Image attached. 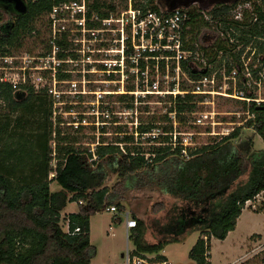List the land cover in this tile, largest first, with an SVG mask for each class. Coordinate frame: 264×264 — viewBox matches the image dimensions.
Segmentation results:
<instances>
[{
  "label": "trees",
  "instance_id": "trees-1",
  "mask_svg": "<svg viewBox=\"0 0 264 264\" xmlns=\"http://www.w3.org/2000/svg\"><path fill=\"white\" fill-rule=\"evenodd\" d=\"M65 1L70 0H25L27 9L20 14L11 6L5 10L0 4L10 15L4 20L0 13V55L12 54L11 48L22 46L26 35H38L34 21L46 17L52 6ZM121 1V10L130 1L133 9L143 13H167L156 0ZM229 5L215 4L211 12L214 16L221 15ZM121 10L113 0H88V15L100 19ZM188 13L189 31L199 30L201 22L195 23L193 11ZM250 32L264 33V26L253 25ZM57 44L64 49L68 46L65 40ZM164 53L172 55L173 51ZM58 56L67 54L59 52ZM180 64L190 79L201 73L188 61ZM160 66L163 70L164 64ZM66 76L59 74L60 78ZM179 86L188 92L175 95L168 112H175L177 122H185L184 113L194 110L199 96L190 92L191 85L187 82L182 80ZM172 87L174 81L170 82ZM167 97L172 99V95ZM250 112H254L255 120H247L246 124L253 123L254 131L264 142V104L251 105ZM163 117L169 125L162 127V132L172 131V120L167 115ZM154 123L139 124L136 132L159 128ZM53 133L52 100L45 91L35 92L28 85L14 90L0 81V264H89L96 255V248L90 243V217L110 206L125 211L127 193L143 188L176 198L183 204L173 206L167 222L157 225L159 239L154 243L145 240V221L133 209L131 217L136 226L127 234L133 246L131 256L144 258L146 254H154L160 261H166L160 254L166 245L180 241L187 232L197 231L199 236L188 254L191 264H210V239H225L234 230L245 203L264 192V149L255 150L251 138L233 142L238 128L219 141L212 140L189 150L187 155H182L179 147L172 149L170 145L159 144L145 157L137 147L121 150L118 145L103 142L91 153L88 148H75L60 139L55 149L57 165L52 169L49 163L53 152L48 143ZM160 136L156 142H168L169 136ZM115 142L132 143L133 136L120 137ZM110 173L115 180L108 185ZM246 173V181L231 190ZM52 181L59 185L58 190H50ZM68 202L77 203V211L65 216L67 230H63L60 212ZM164 207L159 202L153 211L159 212Z\"/></svg>",
  "mask_w": 264,
  "mask_h": 264
},
{
  "label": "built area",
  "instance_id": "built-area-1",
  "mask_svg": "<svg viewBox=\"0 0 264 264\" xmlns=\"http://www.w3.org/2000/svg\"><path fill=\"white\" fill-rule=\"evenodd\" d=\"M218 3L221 2L207 4L205 1H194L188 6H178L160 14L133 9L128 1L126 9L104 19L88 15V0L56 4L46 14L48 50L36 56L28 53L0 55V81L10 84L14 90L28 85L35 92L45 91L55 105L61 102V95L81 92L77 89L80 83L85 89L87 73L119 74L122 86L129 74L133 75L135 89L126 90L136 97H145L150 93L183 96L188 92L179 86V77L183 75L191 85L190 92L199 96L194 102V110L190 112L189 124L205 127V130L198 133L178 130L179 122L173 112L172 131L162 132L154 128L140 135L152 140L159 135H167L168 142L159 144L170 145L172 149L179 147L181 154L187 155L197 146L193 141L194 135L220 136L221 139L233 131V126L217 129L223 121L216 119L219 112L215 110V97L241 101L247 110V120L252 121L255 114L250 112V106L264 104V33L250 32L253 25L264 26V0L225 2L230 4L228 9L214 16L211 8ZM189 10L195 13V23L201 22L199 30L189 31L186 23ZM110 32L113 36H103ZM61 40L66 41V49L57 44ZM97 43L101 45L97 46ZM166 50L173 51V54H165ZM59 52L67 56L59 57ZM149 60L157 61L154 65L156 75L159 72L158 60L165 61L162 70L166 79L164 82L169 83L167 78L171 72L174 87L161 89L159 80H149ZM169 61L174 64L172 69ZM181 61H188L195 71L201 72L200 75L190 79L181 68ZM66 64L74 67L65 68ZM69 73L78 74L82 79L69 80ZM59 74L68 76L60 78ZM108 80L103 82L115 81ZM57 84H67L69 90L57 89ZM225 124L234 125V122L227 121ZM250 127L253 128V123ZM105 210L114 212L116 209L110 206ZM123 216L128 234L129 229L136 226V221L128 211H123ZM122 255L123 261L115 264L144 263L142 257L131 256L130 250ZM160 263L167 264L166 261Z\"/></svg>",
  "mask_w": 264,
  "mask_h": 264
},
{
  "label": "rangeland",
  "instance_id": "rangeland-1",
  "mask_svg": "<svg viewBox=\"0 0 264 264\" xmlns=\"http://www.w3.org/2000/svg\"><path fill=\"white\" fill-rule=\"evenodd\" d=\"M156 2L163 9H167L168 2L166 0H156ZM113 3L118 10L122 9L123 2L121 0H113ZM2 11L0 8L3 19H9L10 15ZM118 14L115 13L114 16ZM34 25L39 34L32 33L31 35H26L22 46L11 48L12 53L16 55L28 53L36 56L48 50L46 43L48 35L46 17L36 19ZM113 26L115 27L114 24ZM103 36L109 38L113 34L110 32ZM96 45L100 46L101 44L97 43ZM155 63H157L156 60L148 61L149 80L157 79L159 80L161 89H167L170 87V82L172 81V73L170 72L167 78L169 83L164 82L166 79L164 73L162 74L160 64L165 63V61L158 60V75H156L154 70ZM169 65H172V61H169ZM64 67L71 69L74 66L66 64ZM97 67L100 66L97 64ZM68 79L81 80L82 76L69 73ZM108 79H114L115 81L107 82L108 84L103 82L110 81ZM85 80V89L82 88L81 83L77 88L81 92L77 94H63L61 95L60 103L52 104L54 133L48 143L53 152L49 163L50 167L54 169L55 165H57L58 159L56 158L55 149L60 139L68 141L75 148H88L91 153L102 142L118 145L121 150H126V147L130 149L131 147H137L145 153V157H148V151L160 143L155 140H160L162 136L159 135L153 140L148 137L146 138L136 132L137 126L139 124L146 125L155 122L154 124L162 131V127L169 125L164 121L163 116L167 115L168 119L173 120V113L168 112V109L173 105L172 100L175 95L150 93L146 94L145 97H136L134 94H129L126 89H129V87L130 89H135L134 76L130 74L124 80L123 86L120 83L119 74L108 76L99 72L87 73ZM182 80L187 82L183 75L179 77V81L181 82ZM57 89L63 91L69 90V85L57 84ZM123 95H127L128 97H121ZM168 95H172V99L167 97ZM130 104H132V107H130ZM215 110L219 112L216 119L223 121V124L217 126V129L222 127L230 129L232 126L233 130L239 129V134L233 139V142L251 138L255 150L264 149L262 137L254 131V128L246 124L248 114L246 113L245 105L241 101L221 96L215 97ZM184 114L186 121L177 124L178 130L193 133L205 130V127L189 124L192 117L191 113ZM224 121H232L234 125L228 124L226 126V122ZM131 135L133 136L132 143L115 142L120 137ZM212 140L219 141L220 136H193V141L197 143V146L209 143ZM92 158H96V156L93 155ZM246 179L247 173L242 175L232 185L231 190L243 184ZM114 180L115 175L110 173L106 184L111 185ZM49 187L51 191L59 189V185L55 181H52ZM159 202H163L165 207L163 210L155 213L153 207ZM125 203V211H128L130 216H132V210L137 209L139 216L144 219L146 224L144 237L149 243H154L159 239L156 227L158 224L167 222L172 214L173 206H182L183 204L182 201L176 198L160 195L156 191L147 188L129 191ZM260 209L262 210L258 211ZM75 210H77V203L68 202L60 212V225L63 230H67V221L64 216ZM124 225L125 218L123 211H119L118 209L114 212L104 210L90 217V243L96 248V255L91 259L90 264H115L123 261L121 254L126 250L131 251L133 247L132 243L128 240L127 230ZM198 236L199 233L197 231L187 232L180 241L166 245L160 254L165 257L167 264L168 262L170 264H191L192 261L188 254ZM143 259V264H161L160 259L154 254H146ZM208 261L210 264H264V192H261L253 200L245 203L234 230L230 231L225 239H210Z\"/></svg>",
  "mask_w": 264,
  "mask_h": 264
},
{
  "label": "water",
  "instance_id": "water-1",
  "mask_svg": "<svg viewBox=\"0 0 264 264\" xmlns=\"http://www.w3.org/2000/svg\"><path fill=\"white\" fill-rule=\"evenodd\" d=\"M167 9L172 10L178 6H188L190 3L194 1H205L207 4H212L215 2H229L230 0H166ZM0 3L11 5L12 9L16 13H24L27 9L25 0H0ZM123 255L121 254V257Z\"/></svg>",
  "mask_w": 264,
  "mask_h": 264
},
{
  "label": "flooded vegetation",
  "instance_id": "flooded-vegetation-1",
  "mask_svg": "<svg viewBox=\"0 0 264 264\" xmlns=\"http://www.w3.org/2000/svg\"><path fill=\"white\" fill-rule=\"evenodd\" d=\"M0 4L4 6L3 9H5V10H6V8H7L8 6H11V5H7V4L5 5V4H2V3H0ZM3 9H2V10H3ZM5 10H3V11H5Z\"/></svg>",
  "mask_w": 264,
  "mask_h": 264
},
{
  "label": "crops",
  "instance_id": "crops-1",
  "mask_svg": "<svg viewBox=\"0 0 264 264\" xmlns=\"http://www.w3.org/2000/svg\"><path fill=\"white\" fill-rule=\"evenodd\" d=\"M77 210H75L74 212H76ZM65 217V216H64ZM125 226V225H124ZM89 235H90V233H89ZM161 253V252H160ZM168 262V261H167ZM169 263V262H168ZM90 264V263H89ZM170 264V263H169Z\"/></svg>",
  "mask_w": 264,
  "mask_h": 264
}]
</instances>
